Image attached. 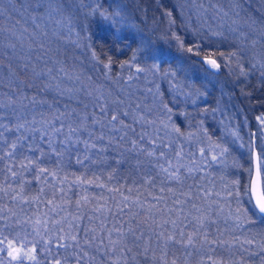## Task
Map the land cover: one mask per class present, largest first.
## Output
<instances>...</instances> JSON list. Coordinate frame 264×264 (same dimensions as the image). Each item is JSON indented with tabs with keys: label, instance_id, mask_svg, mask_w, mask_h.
<instances>
[{
	"label": "snow or ice",
	"instance_id": "6c2138e0",
	"mask_svg": "<svg viewBox=\"0 0 264 264\" xmlns=\"http://www.w3.org/2000/svg\"><path fill=\"white\" fill-rule=\"evenodd\" d=\"M246 7L250 5L245 6L244 0H182L179 9L187 22L199 20L200 24L186 48L185 40L173 36L181 50L190 54L189 59L199 57L213 38L227 40L229 36L264 51V17L257 19ZM176 10L173 7L168 17ZM81 12L106 26L117 43L127 39L122 34L128 25L126 7L120 0H92L79 6L75 0H0V73L5 74L0 78V264H192L197 257L199 264H224L214 259L216 252L237 247L255 255L250 252L255 239H242L229 225L233 216L248 223L249 214L264 221L261 135L249 137L243 187L241 180L223 179L219 181L222 187L218 186L209 172L224 162L229 146L215 145L210 156L208 149L201 147L199 157L191 144L187 150L183 141L176 147L179 129L170 127L172 108L164 105L161 109L152 88L161 65L169 61L147 37L142 36L132 57L121 62L122 70L127 69L130 75L127 80L118 77L116 86L107 79L85 76L75 61L69 64L60 49L67 48L63 38L73 29L83 31L74 20ZM246 55L242 47L224 59L231 62ZM140 57L145 58L143 64ZM193 63L221 68L217 59L209 56ZM111 64L109 57L104 67L110 69ZM246 67L240 65V76L249 75ZM251 71L259 73L258 81L264 86V58L252 63ZM149 74L153 80L148 79ZM182 74L188 78L183 61L162 75L171 80L175 90ZM194 83L193 77L192 84L184 85L189 90L187 98L193 95ZM257 121L264 128V114ZM109 156L117 157L118 167L128 164L137 179L128 185L126 178L119 188L109 189L120 199L101 196L103 203L97 202L91 214L84 211L92 203L87 195L76 200L73 210L71 189L93 183L104 189L105 185L96 182L99 177L96 181L83 179L85 174L72 181L67 177L61 180L59 169L65 162H74L85 172L94 171L108 165ZM53 158L57 171L42 166ZM185 159L191 167L183 164ZM31 171L36 172L37 181L53 186L60 180L61 186H54L52 198L46 202L41 199L46 195L43 188L34 199L24 192L30 183L25 173ZM115 175L113 170L109 180ZM158 182L159 193L141 200L138 186L155 190ZM17 183L19 190L14 187ZM64 184L69 185L68 190ZM134 191L135 200L131 198ZM34 204L37 208L31 211ZM41 204L46 211H39ZM16 207L23 218L14 211ZM226 234L232 239H226Z\"/></svg>",
	"mask_w": 264,
	"mask_h": 264
},
{
	"label": "trees",
	"instance_id": "16d2710c",
	"mask_svg": "<svg viewBox=\"0 0 264 264\" xmlns=\"http://www.w3.org/2000/svg\"><path fill=\"white\" fill-rule=\"evenodd\" d=\"M170 1L171 0H135L137 11H140L138 13L146 17L147 20L154 21L155 23L157 22L159 13L165 11L168 13L173 9ZM24 2L26 3V0H24ZM68 2L71 3L72 0H68ZM91 2L92 0H75L77 6ZM244 4L245 6L250 5V8L246 7V10L255 12L257 19L264 17V0H244ZM17 7H19V5H17ZM105 7H107V4H105ZM161 9H163V11H161ZM174 16L175 13H173L172 17ZM185 18L183 15L179 14V16L172 19V24L174 26L172 32L178 35L181 40H185L186 48L190 46V42L193 38L192 34L195 28L199 26L200 21L197 20L195 24H192L188 23ZM74 20L80 25L83 31L73 29L70 36L63 38L64 43L67 44V48L61 47V53L68 59L69 64L75 61L77 70L82 72L85 76H92L100 81L107 79L109 84L116 86L114 82L117 78L123 77L121 62L132 57L133 51L138 47V39L136 36L126 31L122 34L127 37V39L117 43L112 32L106 26L94 22L91 17L86 18L82 12L78 14ZM149 35L152 36L150 41L153 46H159L157 43H160L161 46L164 45L170 52L168 57H165L167 60H172L174 56H177L178 64L183 61L186 68L189 64L194 65L193 61H195V57L189 59L190 54L181 50L179 42L176 41L173 35V38L168 40L169 42L167 43H164L161 39H155L152 33H149ZM129 44L131 45L130 47L127 46ZM242 47L246 48L247 51L245 57H237L231 62L224 59L230 52H237ZM93 53H95L98 59L93 60ZM221 53H223V57H221ZM199 56H209L217 59V62L221 64V68L216 72L204 65L196 64L204 70H212L216 75L223 71V63H226L228 71L226 72L225 79L227 81L224 82L229 85L231 82L230 80H233L234 83L233 87L230 89L232 97L229 100V105H226L224 108L218 101V93L215 92L214 97H211L209 95L211 94L209 91L211 87L206 88V91L202 90L196 80L192 86L193 95L187 99H180L170 91L168 84L164 81L163 75L160 76L159 83L156 85V99L161 109L164 105H168L172 108L170 127L179 129V140H175L176 134H173L176 147L179 148L180 141L184 142L186 150L187 145L191 144L193 146L192 152L199 157L201 147L208 149L210 156L215 145L219 144L222 147L229 146L230 154L224 158L222 164L215 166L214 171L209 172V176L215 178L220 187H222V185H219L221 179L225 182L241 180V187H243V184L246 183L244 169L247 167V145L249 143V137L252 133H258V135H260L258 132L260 127L257 117L264 114V86L259 83L257 72L251 71V65L264 58V51L259 47L252 49L242 45L239 40L229 36L227 40L213 38L210 42H207V46L204 47V50ZM109 57L112 58V64L110 69H106L104 65L108 63ZM242 63L248 65V67L245 68V71L249 73L247 77L240 76L239 74L240 65ZM81 65H83V67H81ZM4 75L5 74L0 73V78H3ZM183 78L186 80L184 75ZM20 79L23 81L26 78L20 77ZM187 82L188 84H192V78L188 77ZM149 102L151 103V100ZM49 103H51V100H49ZM189 136L192 138L186 139ZM54 159L55 158H53V162L45 161L42 166L48 168L50 171H57V165ZM116 159V156H109L107 158L108 165L95 168L94 171L85 172V169L75 166L74 162L72 165H68L67 162H65V165L59 169L58 175L61 180L67 177L68 181H72L75 177L85 174L82 176L83 179L96 181V177H99V180L96 182L105 185L104 189L96 187L95 183L91 185H77L75 188L71 189V191H69V196L71 198L73 210H75L76 200L82 195H87L92 200V203L88 204L84 211L91 214V210L98 206L97 202L100 204L103 203V201L100 200L101 196L106 199L112 196H115L116 199H120L118 194L109 191V189L119 188L121 185L125 184L126 178L128 185H131L132 180L137 179L136 176L132 175V169L128 164L118 167L115 164ZM19 163L20 160H17L16 164L19 165ZM198 163L199 161H197V164ZM183 164L191 167L187 159L183 161ZM0 167L3 166L0 165ZM113 170H115L116 175L109 180V174L112 173ZM25 178L30 181V183L24 187V192L28 199L36 198L38 194H41V189L43 188L46 195H41V199L46 202L48 199L52 198L54 186L57 189L61 186L60 180L55 181L54 186L47 181H37L35 171L25 173ZM2 181L3 176L0 175V182ZM191 182V180L187 181V183ZM14 187L19 190V183L15 184ZM64 187L68 190L69 185L64 184ZM138 188L140 199L143 200L145 197L150 198L152 195L159 193V182L155 190L142 185L138 186ZM86 189L87 191H85ZM124 191L127 193V186ZM131 198L133 200L137 198V193L135 191L132 193ZM244 199L246 200L247 198L245 197ZM59 202L60 201L57 200V203ZM109 202L111 203V200ZM244 207H248V205L244 204ZM36 208L37 205L34 204L31 211H35ZM14 211L21 214L19 207L14 208ZM39 211H46L43 204L39 205ZM133 211H136V209L134 208ZM227 211L228 209L225 208V212ZM232 211H235L234 203L232 204ZM249 216L250 221L248 223H245L242 218L236 220L235 216H233V223L229 225V228L237 235H241L242 239H255L256 244L250 248V252L255 253V255H249L248 252H241L240 248L237 247L232 250L216 252L214 259L222 260L224 264H264V252L261 251V248L264 247V221H261L259 217H251V214H249ZM21 218H23V214H21ZM234 225H242V227H235ZM223 227L224 225L221 224L222 229ZM226 239L231 240V235L226 234ZM245 247L247 248L248 246L245 245ZM192 264H199V257H197Z\"/></svg>",
	"mask_w": 264,
	"mask_h": 264
},
{
	"label": "rangeland",
	"instance_id": "374dc122",
	"mask_svg": "<svg viewBox=\"0 0 264 264\" xmlns=\"http://www.w3.org/2000/svg\"><path fill=\"white\" fill-rule=\"evenodd\" d=\"M171 1H170L171 5L173 7H176L177 9L174 12L175 16L168 17L166 11L161 12L163 11V9H161L160 11L161 13H159V15L157 16V22L155 23L154 21L147 20L146 17H143V15L138 13L140 11H137L135 0H120V3L126 7L125 15L128 19V25H126L123 28V32L127 31L133 34L138 39V42L140 41V38L142 36L147 37V39L150 41L152 36H150L149 33H152L155 39H161L164 43L169 42L168 40H171L173 38L172 31L174 29V26L172 24V19L175 18L176 16H179V14L183 15L184 18L187 17L186 14L181 13L179 9V4L182 3V0H171ZM157 44H159V46H154V47L159 48L163 53H165L166 58H167L170 52L167 50V48H165L164 45L161 46L160 43H157ZM144 59H145L144 57H140L141 64L144 63ZM177 60H178L177 56H174L172 60H168L169 61L168 63H164L161 65L159 69L160 74H158L154 78V82L152 83L153 92L155 94H156V85L159 83L160 76H162V74L170 66L175 67L178 64ZM148 63L150 64L151 61H148ZM187 68H188V77L189 78L195 77L196 78L195 80L198 82V85L202 88V90H205L206 88L211 87L209 90L211 94L209 95L211 97H214V94L216 92L218 93L217 97H218L219 103H221L224 106V108L226 107V105H229V100L232 97L230 89L231 87H233L234 83H233V80H230L231 82L229 85L224 82V81H227L225 79V75H226V72L228 71V67L225 62L223 63V71L220 73H217V75L214 74L212 70H204L200 68L199 66H197L196 64L194 65L189 64ZM122 75H123L124 80H127L130 73L127 69H123ZM257 75L259 76L258 72H257ZM148 79L153 80V77L149 74ZM164 81L168 84L170 91L173 94H175V96H177L180 99H185V98L187 99L186 94L188 93L189 90L188 88L184 87V85L188 84V82H187V79L184 80L183 75L182 77L181 76L177 77L175 90L173 88V84L170 79L164 78ZM259 133L262 137L261 142H264V128H260Z\"/></svg>",
	"mask_w": 264,
	"mask_h": 264
},
{
	"label": "water",
	"instance_id": "95a60500",
	"mask_svg": "<svg viewBox=\"0 0 264 264\" xmlns=\"http://www.w3.org/2000/svg\"><path fill=\"white\" fill-rule=\"evenodd\" d=\"M201 57H204V56H199V57H195V60H197V59H200ZM210 58H212V57H210ZM205 67H207L208 68V66H206V65H204ZM213 71H217V70H214V69H212Z\"/></svg>",
	"mask_w": 264,
	"mask_h": 264
}]
</instances>
